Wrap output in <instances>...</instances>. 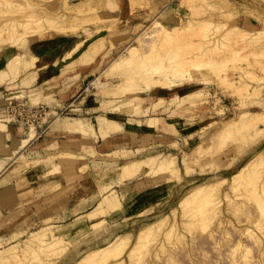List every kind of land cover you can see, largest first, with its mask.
Returning <instances> with one entry per match:
<instances>
[{
  "label": "rangeland",
  "instance_id": "rangeland-1",
  "mask_svg": "<svg viewBox=\"0 0 264 264\" xmlns=\"http://www.w3.org/2000/svg\"><path fill=\"white\" fill-rule=\"evenodd\" d=\"M221 1L0 0V24L3 25L4 30L0 34V49L25 48L28 40L36 36L51 34L65 38L63 49L71 47L63 56L65 61H62L58 77L51 83L35 88L34 85L38 84L30 82L31 74L21 75L22 72L34 66L36 59L29 61L27 65L21 62L16 77L0 80V86L2 85L0 89L6 92L8 97H13L12 106H16L19 102H28L31 106L44 105L45 113L39 123L44 131L39 137H35L36 139L43 140L59 130L55 124L50 126L49 121L55 115L63 119L67 117L87 118L95 125V130L103 139L98 129V121L104 116L115 129L114 131L110 129L112 132L107 135V138L120 132L124 125L145 126L147 118H158L156 120L158 126L153 129L148 128L149 134L130 132L129 137L135 139L128 140L125 147H135L134 149L127 148L134 154L133 152L122 153V148L107 154L120 161L115 173L117 181L114 184L117 186L111 185V189L120 197L121 206L115 207L108 214L96 217L97 224L93 227L89 225L84 228V219H80L71 225L53 228L54 233L63 234L61 238L67 240V244L62 243L63 246L59 245L58 249L54 247L55 252L52 248V250L45 249L44 252L50 250L47 254L46 252L44 254L43 250L40 252L39 249L37 250L40 252L38 260L28 256L25 260L22 258L20 264L23 262V264H71L85 251L103 246L116 235L126 233L132 237L129 245L131 247L135 245L134 254L127 255L126 247L117 257L111 258L105 264H264V158L263 162H257L256 167L251 169L252 171L249 170L248 181L244 180L245 182L236 184V188V185L235 187L231 185L230 180L239 168L264 148V0H223V3ZM162 9L165 14L163 20L166 23L175 25L187 24L189 21L193 24L201 23L202 25H196L195 29L192 28L193 30L186 28L179 32L177 30V34L183 37L188 36L191 40L193 39L194 44L200 48L203 47L200 50L206 54L202 56V59H208L211 55H214L217 62L224 60V57L228 59L225 69L229 70L234 66L230 69L232 71H229L231 76L228 74L227 78L221 82L216 79V73L205 74L204 79L206 80L203 83L186 80L181 82L180 86L170 83L167 85L168 89H151L150 93L144 94L145 88L149 86L155 88V86L147 83V86L143 85L142 88L140 82L143 76L140 77L139 70L143 67L138 70L136 68L139 71V74L135 71L137 73L134 77L136 86L131 88L130 84L131 91L128 86L123 85L129 89L125 87L128 90L125 88L123 90L126 91L121 90V98L116 101L114 99L111 101L106 93L110 90L113 92L114 88L120 92L117 87L109 88L110 85L121 80L120 75L113 74L114 76L110 75L105 78L106 80L104 79L106 82L103 80V84L107 82V86L110 84L109 89L105 87L106 84L103 86L106 90H102L107 91L105 95L96 86H90V82L98 76L99 71L105 68L114 57L124 55V46L134 43V39L139 34L142 40L150 42L148 44L144 41L146 47H142L141 52L139 51V54L144 57L139 61L148 63L151 60L152 62L151 56L154 53L158 54L161 50L163 53L167 50L168 46L165 49L153 46L151 40L155 38V35L151 37L152 31H149L152 29L147 30L152 19ZM33 10L39 11L37 15L28 13ZM26 14L29 17H26ZM27 18L30 19L27 20ZM32 18H36L35 21L53 19L51 22L47 20L48 23H42L38 20L35 22ZM11 19L18 23L13 26L16 27L14 32L11 31L12 26L11 29L4 26V23ZM53 20L54 23L55 20L58 23H55V27ZM25 21L28 23L25 24ZM204 21L212 22V25L205 26ZM33 22L38 25H34ZM41 23L42 26H40ZM27 28L37 32L28 31ZM229 28L239 36L234 35ZM8 30L10 32H7ZM255 31H262V34ZM11 32L14 35L11 34V36ZM173 33L171 32L172 35L169 33L168 36L174 37ZM242 33V36L245 34L244 38L241 36ZM255 33H258V36ZM174 45H170L171 48H169L176 52L179 45ZM21 56L23 57V53ZM138 62L136 67L146 64L142 62L138 64ZM183 65L186 64L183 62ZM220 73L224 76L223 71ZM154 75L152 77H157ZM59 85L60 88H58ZM132 97L134 99L132 103L147 105L148 109L143 113L142 109L138 108L137 113L129 114L132 104L126 103V100ZM158 98H162V101L154 103L153 101ZM4 107H6V101L0 109ZM246 110L248 114L237 117L236 114ZM51 111L57 113L53 114ZM233 119L235 121L232 126L226 127L223 131V137L217 136L210 140V136L219 127ZM8 124L11 128H7L5 133L8 134L7 137L11 140L12 146L17 139L26 135L29 129H33L34 136H36L34 125L29 127L26 126L28 124L21 122ZM259 128L263 130L258 134L255 133L254 130L258 132ZM81 140L84 143L92 142L88 138ZM5 143H8V139L3 132H0V153L2 151L7 155L10 154V147ZM61 150L68 149L52 143L47 148L46 156L37 162H42L47 158L56 160ZM57 151L59 152L55 154ZM156 151L175 156L179 171L173 172L174 174L169 172L155 174L152 171L151 173L145 172L146 169L143 168L129 180H120L119 166L127 157L144 156L156 153ZM25 153L28 159V150ZM183 153L190 156L188 167L185 168L180 163ZM24 158L19 159L18 164L25 167L33 164L30 161L26 163ZM73 158H68V160H73ZM79 161L84 163L85 159H79ZM1 166L3 167L2 164ZM80 170L85 171L87 167L80 168ZM203 181L212 182V188H209L211 191L207 190V193L212 194L210 197L208 195L209 203H205L207 202L206 196L205 199H197V203L193 200L187 205H182L180 202L183 198L187 197L191 189ZM133 184L136 186L133 187ZM59 189L60 187H57L55 190ZM40 196L41 194L35 199L22 203V209L16 214L12 212V217H7L9 220L5 223L3 220L0 221V250H2L0 255L9 254L13 248L14 250L16 248V251L20 250L19 247L25 246L30 232L39 230L43 225L53 221L50 218H44L47 215L52 216V213H58L57 209L60 204L58 198L55 196L46 199L45 195ZM202 200H205V204L201 202ZM199 201L201 205H207V209L203 206L206 209H204L206 212L203 211L205 215L201 214L203 213L201 209L200 212L197 209L194 211ZM29 202H36L32 210L29 209L31 205ZM190 208L194 214L196 212L201 215L189 216L193 212ZM166 215L168 217L166 225L163 222V225L156 228L157 230L136 243L135 237L142 226ZM84 217L88 219L86 214ZM12 244L18 246L15 245V247ZM6 264H19V262L10 260Z\"/></svg>",
  "mask_w": 264,
  "mask_h": 264
},
{
  "label": "bare ground",
  "instance_id": "bare-ground-1",
  "mask_svg": "<svg viewBox=\"0 0 264 264\" xmlns=\"http://www.w3.org/2000/svg\"><path fill=\"white\" fill-rule=\"evenodd\" d=\"M225 1V0H224ZM7 2V1H6ZM223 3V0L221 1ZM221 3V4H222ZM5 5V4H4ZM225 6V5H224ZM223 7V6H222ZM166 8V7H165ZM168 8V7H167ZM168 10V9H167ZM39 11H31V12H28L30 15L31 13L32 14H36L38 13ZM41 12V11H40ZM166 12V11H165ZM42 13H40L41 15ZM47 14V13H45ZM54 14V13H53ZM52 14V15H53ZM50 15V14H48ZM56 15V14H55ZM164 11L163 9L156 15V17H154L152 19V22L150 25H148V29H152L150 30L149 32L151 37L155 35V38H152L151 40V43L153 46H157V47H161L162 49H165L167 46L168 48L170 47V45L172 44H175L176 46H178V48L175 50L176 52H174L173 49H170L168 50L167 48V52H161V48L157 51H159L158 54L154 53L151 57H152V62L151 60H149V64L146 63L145 61L142 62V61H139L141 60L144 56L142 54H139V51L141 49H143L144 47V43L146 42L145 40H142L141 39V35L139 34L134 40V43H129L127 45L124 46V49H123V52L125 53L124 55H118L116 57H114L113 59H111V61L106 65L105 68L101 69V71H99L100 73L98 74V76L92 80L90 82V86H96L97 88H99L100 90H106V88H108V86L110 84H108L107 86V83H104L106 84V86L102 83L103 80L110 75H120L121 77V80L119 82H116L115 84H112L109 86V88H113V87H117L119 88L117 91V89H112L114 90L113 92L110 90L109 92L107 91H103L104 95L106 93V96H110V99L111 101L114 99V101L118 100V98H121V94H122V91H126L128 90L130 87L129 85L131 84V88L135 87V83H134V77L136 76V72L138 70V68H142V70L140 69V77L141 78V82H140V85L142 86V88L144 86H147V83L148 85L151 84L154 87H150L149 88H145L144 89V94H148L150 93V90L151 89H168L167 85H169L170 83L173 84L174 86L176 85H182L181 82L183 81H192V82H198V83H203L206 79L205 78V74H211V73H216V79H219L221 80H224L227 78L228 74L230 75V69L234 66H232L229 70L228 69H225V65L227 64V60L225 57H224V60L222 61H219L217 62V60L214 58V55H211V57H209L208 59H202L203 55L205 56L206 53L203 52V50H200V49H203V47L200 48V46H197L196 44L193 43V39L191 40V38H189L188 36V39L187 37H183V35L181 34H177V30L178 32L180 30H182L183 28H186L187 30H190L192 28L195 29L196 25L199 26L198 24H201V23H198V24H193L191 23V21H189L187 24L186 23H183V24H173V23H166L164 22ZM39 16V14H38ZM36 16V17H38ZM43 16V15H42ZM47 16V15H46ZM45 16V17H46ZM51 16V15H50ZM48 16V17H50ZM54 16V15H53ZM1 17V16H0ZM26 17H29L27 16L26 14ZM51 18V17H50ZM54 18H57V17H54ZM30 18H27V20H29ZM34 19V18H32ZM31 19V20H32ZM36 19V18H35ZM34 19V21H35ZM53 19V18H52ZM51 19V21H52ZM38 22L40 21L39 19H37ZM36 20V21H37ZM51 22L48 18L46 19V21H44L43 19L41 20L42 23L43 22ZM35 21V22H36ZM40 21V22H41ZM60 21V20H58ZM23 22V20H22ZM203 22V21H201ZM17 23V21L15 22L14 20H8L4 23V26H6V28H9L11 29L10 27L12 26L13 29H11V31H15L16 30V27L14 28L13 26H15ZM21 23V22H20ZM28 23L25 21V24ZM42 23L40 26H42ZM53 23H54V20H53ZM52 23V24H53ZM55 23L56 20H55ZM55 23H54V27H55ZM60 23V22H59ZM205 23V24H204ZM203 25H212L211 23L212 22H205L204 21ZM18 24V23H17ZM34 25H38L37 23L35 24L33 22ZM32 24V25H33ZM58 24V23H57ZM62 24V23H61ZM1 25V24H0ZM21 25V24H20ZM18 25V26H20ZM31 25V24H29ZM45 25V24H44ZM51 25V23L49 24ZM202 25V24H201ZM207 25V26H208ZM216 25V24H215ZM224 25V24H223ZM227 25V24H225ZM224 25V26H225ZM22 26V25H21ZM20 26V27H21ZM48 26V25H47ZM46 26V27H47ZM53 26V25H52ZM220 26V25H219ZM223 26V27H224ZM19 27V28H20ZM23 27H25L23 25ZM28 27V25H27ZM34 27V26H33ZM33 27H30V28H33ZM53 27V28H54ZM201 27V26H200ZM3 25L0 26V34H2V32L4 31L3 29ZM5 28V27H4ZM18 28V29H19ZM26 28V27H25ZM24 28V29H25ZM35 28V27H34ZM204 28V27H203ZM233 28V27H231ZM239 28V27H238ZM237 29L238 32L239 29ZM15 29V30H14ZM230 29V28H229ZM3 30V31H2ZM28 30V28L26 29ZM31 30V29H29ZM28 30V31H29ZM33 30V29H32ZM31 30V31H32ZM193 30V29H192ZM191 30V31H192ZM231 30V29H230ZM233 30V29H232ZM231 30V32H232ZM234 30H235V27H234ZM198 31V30H197ZM236 31V30H235ZM243 31V30H242ZM7 32H10V30H8ZM11 32L10 35L13 33ZM34 33H36L37 31H34ZM147 32V31H146ZM168 32V34L171 32H175L173 33V36L174 37H170V35L168 36V34L166 33ZM186 33V31H184ZM184 32L182 34H184ZM194 33V31H192ZM191 32V34H192ZM234 32V31H233ZM232 32V33H233ZM244 32V31H243ZM248 32V31H247ZM255 32H258V31H255ZM17 33V32H15ZM145 33V32H144ZM231 33V34H232ZM259 34H262V31H259L258 32ZM258 33L256 34L258 36ZM26 34V33H25ZM24 34V35H25ZM31 34H33L31 32ZM146 34V33H145ZM148 34V32H147ZM175 34V35H174ZM190 35V33H187ZM229 34V33H228ZM227 34V35H228ZM239 34V33H238ZM247 34V33H246ZM14 35V34H12ZM11 35V36H12ZM149 35V34H148ZM185 35V34H184ZM234 35L235 32H234ZM243 35V33L241 34V36ZM252 35V34H251ZM255 35V36H256ZM3 36V35H2ZM147 36V35H146ZM191 36V35H190ZM236 36H239V35H236ZM235 36V37H236ZM245 36V34H244ZM244 36H242L244 38ZM248 36V34H247ZM4 37V36H3ZM10 37V36H9ZM234 37V36H233ZM15 38V37H14ZM239 38V37H237ZM11 39V38H10ZM149 39V38H148ZM187 39V40H186ZM211 39V38H210ZM213 39V38H212ZM233 39V38H232ZM1 40V39H0ZM236 40V39H235ZM247 40V39H246ZM251 40V39H250ZM18 41V40H17ZM82 41V40H81ZM145 41V42H144ZM150 41V39H149ZM248 41V40H247ZM15 42V41H14ZM79 42V41H78ZM146 43H150V42H146ZM184 43V44H183ZM159 44V45H158ZM174 45V46H175ZM143 47V48H142ZM156 50V49H155ZM173 50V52L171 51ZM205 50V49H204ZM141 52V51H140ZM161 52V53H160ZM207 52V50H206ZM236 53V51H234ZM233 52V53H234ZM179 53V55L177 56V54ZM144 54V53H143ZM147 56V55H146ZM253 56V55H252ZM34 61V60H33ZM139 61V62H138ZM21 62L25 63L27 65V63L29 61H26L23 59V57L21 56L20 53H16L14 55H12L11 57H9L6 62H5V65H4V68H2L0 70V80L3 78H14L16 77V75H18V70H19V65L21 64ZM139 63H146L144 66H140V67H136L135 65ZM183 62L186 64V65H183ZM143 64H140V65H143ZM30 65V64H29ZM230 67V66H229ZM227 67V68H229ZM137 68V70H136ZM237 69V68H236ZM239 70H241L242 68H238ZM139 71L138 74H139ZM224 73V76L223 74H221L220 72ZM230 71V72H229ZM135 74V75H134ZM155 74V75H154ZM233 74V73H232ZM113 75V76H114ZM157 76V77H152V76ZM231 76V75H230ZM117 78V77H116ZM137 78V77H136ZM139 78V76H138ZM146 78V79H144ZM12 80V79H11ZM73 80V79H72ZM106 80V79H105ZM104 80V82H106ZM137 80V79H136ZM140 80V79H139ZM145 80L147 82H145ZM4 81V80H3ZM64 82V81H63ZM144 82V83H142ZM225 82V81H224ZM232 82V81H231ZM5 83V81H4ZM64 83H69V82H64ZM134 84V86L132 85ZM137 84V83H136ZM231 84V83H230ZM123 85H126L128 87V89H126ZM144 85V86H143ZM105 86V87H103ZM122 89H120V87H122ZM138 87H141L139 85H137ZM108 88V89H109ZM126 89V90H123V89ZM131 88L129 90H131ZM135 89V88H134ZM122 90V91H121ZM137 90V89H136ZM132 91V90H131ZM113 93V94H112ZM120 93V94H119ZM102 94V93H101ZM112 95V96H111ZM119 95V96H117ZM16 96V95H15ZM247 97V96H246ZM8 98H13V97H8ZM32 99V98H31ZM30 99V100H31ZM36 99V98H35ZM34 99V100H35ZM29 100V99H28ZM128 100V101H127ZM126 100V103L128 104H132L131 105V111L129 112L130 113H133L135 114L134 112H138V108L142 109L141 112H145L147 109H148V106L147 105H140V103H132V101H134L133 97L129 100L127 99ZM106 101V100H105ZM109 102V101H108ZM154 103L156 102H160V100H157V101H153ZM27 104H30L28 102H25ZM111 103V102H110ZM114 103V102H113ZM124 104V103H123ZM31 105V104H30ZM122 105V103L120 104ZM151 106V105H150ZM117 107V105H116ZM114 108V106H113ZM129 108V107H127ZM5 108H2L0 109V132H3L5 133V131H7V128H9V125H8V122L10 121V117L4 115L3 113L5 112L4 111ZM122 111V110H121ZM249 111V110H248ZM52 112V111H51ZM53 114L57 113V112H52ZM132 114V115H133ZM245 114H248L247 110L246 111H242V112H239L237 115L238 116H242L245 115ZM236 118V116H235ZM158 118L157 117H150V118H147L146 119V126L149 127V128H155L156 126H158V123H156ZM235 121V119L231 120V121H228L227 123L223 124L221 127L218 128V130L212 134L210 136V140L214 139L215 137L219 136V137H223V131L226 129V127H230L232 126L233 122ZM5 122V123H4ZM50 122V126L52 124H55L56 128L58 129H62V130H66L68 132H72V133H78V134H81L83 136H91L94 138V141L95 139L97 138V131L95 130V125L87 118H78V117H67L66 119H63L59 116H54ZM4 123V124H2ZM49 124V123H48ZM98 129L100 130V133L102 134V136L104 137V139L107 138V135L112 132V130L114 131L115 129L113 128V126L108 123L106 117L104 116L103 118H100V120L98 121ZM26 126H31V125H26ZM112 129V130H110ZM258 129V127H257ZM261 128H259L260 130ZM256 130V129H255ZM254 132L255 133H259L261 132L263 129H261L260 131L257 130ZM6 136H8V134H6ZM34 131L33 129H29L28 133L26 135H24L22 138H19L17 139V142H15V144L12 146V149H13V153H14V156H11L9 158L11 159H14L16 160L17 159V156L19 155L18 153L20 152L21 149L25 148L29 142L34 138ZM218 139V138H217ZM81 149L83 150H87L89 152V150H91L92 148H90L89 146H82ZM138 149H136L137 151ZM59 151H57L55 154H57ZM122 153H129V152H133L127 148H122L121 150ZM139 152V151H138ZM185 152V151H183ZM83 153V152H82ZM93 153V152H92ZM134 154V152L132 153ZM50 155V154H49ZM54 155V154H53ZM59 156H68L70 155L69 157H74V158H77L78 156H85V154H77V153H72V152H67L66 150H61V152L58 154ZM46 156V155H45ZM85 158V157H84ZM264 158V148L262 151L258 152L257 154L254 155V157L249 160L246 164H244L241 168H239V170L231 177V185L233 184L234 187L236 184H240L241 182H245V181H248L249 179V176H250V171L253 167H256V164H258L257 162L259 161H262ZM125 159V158H124ZM188 159L190 160V156L189 154L187 153H183L182 154V157H181V160L182 162V165L183 167H188ZM19 160V159H18ZM50 161V160H49ZM43 162V161H42ZM263 162V161H262ZM50 163V162H49ZM53 164V163H52ZM176 157L173 156V155H165L163 152H157L156 153H152V154H147V155H144V156H130V157H127L125 159V161L120 164L119 166V172H120V180H129V178H132L136 173H138L140 170H142L143 168H145V172H154L155 174H159V173H165V172H169V173H176L179 171V167L176 165ZM86 165V164H85ZM85 168V167H84ZM3 169V167L1 166L0 167V171ZM188 169V168H186ZM176 171V172H175ZM252 171V170H251ZM174 172V173H173ZM151 173V172H150ZM152 173V174H154ZM253 173V172H252ZM145 174V173H144ZM147 174V173H146ZM255 174V173H254ZM175 177V176H174ZM254 177V176H253ZM122 178V179H121ZM169 178V177H168ZM248 179V180H247ZM222 180V179H221ZM245 180V181H244ZM250 180H251V177H250ZM255 180V179H254ZM119 181V180H118ZM122 183V181H119ZM124 182V181H123ZM215 182V181H214ZM120 183V184H121ZM248 183H246L247 185ZM111 185L112 184H109V185H104L103 187H99V190H98V194H99V199L97 200V202L95 203V205H93V207L87 211L85 214L87 216V218L89 219V224H86L85 223V227L84 228H87L90 226L93 227V225H96L97 224V221L95 220L96 217L102 215V214H108L109 211H111L112 209H114L115 207H120L121 206V203H120V197H118V195L116 194L115 191H113L111 188ZM232 185V186H233ZM212 182H209V181H203L201 182L200 184H198L197 186H195L194 188L191 189L190 193L188 194V196L185 198H183V201H181L180 203L182 205H187V203L189 202H193V200H195L196 202L194 203H197V199H205L206 196H207V202L205 203H209L208 202V195L209 197L212 195H210V193L208 192L207 193V190L209 188H212ZM214 187V186H213ZM233 187V188H234ZM236 188H237V185H236ZM209 191H211L209 189ZM212 198V197H211ZM204 200V201H205ZM214 200V199H213ZM204 201L202 200L201 202L204 203ZM200 201L198 202V204H196V206L198 205L197 208H195L194 211H197L198 212H203L204 209L207 207V205H201ZM210 202L212 203V201L210 200ZM258 202V201H257ZM191 206V203L189 204ZM193 205V204H192ZM195 206V205H194ZM195 206V207H196ZM205 206V208L203 207ZM184 208V207H183ZM193 208V207H192ZM192 208H190L192 210ZM201 209V210H200ZM207 209V208H206ZM205 209V210H206ZM182 210V209H181ZM185 210V209H184ZM188 210V208L186 209ZM200 210V211H199ZM174 212V209L172 210ZM183 211V210H182ZM193 211V210H192ZM194 211L193 212H189L190 214L192 215H189V216H193V215H197V214H200V213H197L195 212L194 214ZM172 212V213H173ZM206 212V211H204ZM201 213L202 215L204 214ZM262 212V211H261ZM185 213V212H183ZM182 213V214H183ZM187 214V213H186ZM200 214V215H201ZM80 215V214H79ZM83 215V214H82ZM175 215V214H174ZM205 215V214H204ZM172 216V215H171ZM184 217V216H182ZM195 218V217H194ZM174 219V218H173ZM200 219V218H199ZM103 221V218L101 219ZM100 221V220H99ZM98 221V223H99ZM100 221V222H102ZM194 222V220H191ZM163 222L164 224L166 225L167 222H168V217L167 215L165 217H162L161 219L159 220H156L154 222H151V223H148V224H145L144 226H142L140 228V230L138 231L136 237H135V240H136V243L137 241L139 240H142V238H146L147 236L150 235L151 232H153L154 230H157L158 227L161 226V224L163 225ZM185 222V221H184ZM187 222V221H186ZM192 222V223H193ZM197 222V221H196ZM185 224V223H184ZM187 224V223H186ZM191 224V222H190ZM56 225V224H55ZM54 224H45L43 225L39 230H36V231H32L30 232V235L29 237H27L28 239L26 240V243L23 245L24 247L20 248V250L16 251V248L14 250V248L12 249L13 251L10 252L9 254H2L0 255V264H6L8 263V261L12 260L14 262H19L20 264V261L22 258H24L23 260H25L28 256H31V257H34L33 259L37 258L38 257V253L40 254V252H44V250H52L53 252H55V248L54 247H57L56 249H58V246L61 245H66L67 244V240H64L61 238V236L63 234H56L53 232V228L57 227L55 226ZM164 227V226H163ZM157 228V229H156ZM173 228V226H172ZM55 230V229H54ZM169 231V230H168ZM166 232V231H165ZM171 232V231H170ZM69 233V232H68ZM167 233V232H166ZM156 234V233H155ZM152 235V234H151ZM158 235V234H157ZM167 235V234H166ZM14 238V237H13ZM16 238V237H15ZM131 235L126 233V234H118L116 235L113 239H111L110 241H108L105 245L103 246H99V247H95V248H91L89 249L88 251H85L78 259H76L75 261H73V263L71 264H105L107 263L108 261H110L111 258H114V257H117L121 251L123 249H125L127 247V252L128 254L127 255H131L132 253L134 254V251H135V245H133L132 247L129 245V243L131 242ZM149 240V239H148ZM153 241V240H152ZM66 242V243H65ZM144 242V241H143ZM146 242H148L146 240ZM5 243V242H3ZM62 243H64L62 245ZM145 243V242H144ZM18 244V243H17ZM14 245V244H12ZM16 245V244H15ZM14 245V246H15ZM138 245V244H137ZM149 245V244H148ZM18 246V245H16ZM15 246V247H16ZM140 247V246H139ZM2 248V247H1ZM9 248V247H8ZM52 248V249H51ZM137 248V247H136ZM144 248V247H143ZM6 249V248H4ZM10 249V248H9ZM40 249V252H37V250L39 251ZM60 249V247H59ZM7 250V249H6ZM50 250L48 252H50ZM10 251V250H9ZM59 251V250H57ZM56 251V252H57ZM139 251V250H138ZM0 252H2V250H0ZM4 252V251H3ZM8 252V251H6ZM46 254L48 253L47 251H45ZM44 252V254H45ZM5 253V252H4ZM52 255V253H51ZM138 255V254H137ZM30 257V258H31ZM132 257V256H131ZM41 258V257H40ZM32 260V259H31ZM38 260V258H37ZM29 261V260H28ZM34 261V260H33ZM23 262V261H22ZM24 263V262H23ZM21 263V264H23ZM70 264V263H69Z\"/></svg>",
  "mask_w": 264,
  "mask_h": 264
},
{
  "label": "crops",
  "instance_id": "crops-1",
  "mask_svg": "<svg viewBox=\"0 0 264 264\" xmlns=\"http://www.w3.org/2000/svg\"><path fill=\"white\" fill-rule=\"evenodd\" d=\"M64 44L65 38L51 34L36 36L28 40L25 48H1L0 68L4 67L8 56L11 57L16 53L21 55L23 53V59L26 61L36 59L34 66L22 72L21 75L31 74L32 78L28 77L31 80L28 78L26 80L38 84L34 86L40 88L41 85L51 83L58 77L62 61H65L63 56L71 48L63 49ZM6 96L7 93L0 89V106L5 104ZM157 100L162 101V98L155 101ZM9 128H11L10 125ZM148 128L146 125H124L120 132L114 133L106 139L98 135L95 141L91 136H83L62 129L53 132V137L49 135L43 138L44 141L36 139L35 136L25 148L20 150L17 156V159L24 157L26 159L25 152L28 150V159L25 161L26 163L27 161L33 163L29 167L18 164L19 160L9 158L14 156L12 142L4 133L8 139V143L5 144L10 147V154L6 155L2 151L0 153V164L3 165V169L0 171V221L3 220L5 223L9 220L7 217H12V212L16 214L22 209V203L29 199H35L41 194L40 197L45 195L46 199L56 196L60 203L57 214L52 213V216L47 215L44 218L52 219L53 221L50 223L56 224L57 227H65L84 219V223L89 224L84 215L99 199V187L108 183L112 184L113 187L117 186L114 184L117 181L115 173L120 161L107 154L116 149L130 148L125 147L128 140L135 139L129 137L130 132L149 134ZM83 138L91 139L92 142L84 143L81 140ZM52 143L68 149L67 152L85 154V156H78L73 160H68L71 157L58 156L56 160L47 158L43 162H37L45 156L48 146ZM82 146H89L92 149L88 152L81 149ZM134 148L131 147L130 149ZM79 159H85V162H80ZM84 167H87V170L81 171L80 168ZM53 170L54 172H51ZM135 186L133 184V187ZM57 187L60 189L56 191ZM29 203H31L29 209L32 210V206L36 202Z\"/></svg>",
  "mask_w": 264,
  "mask_h": 264
},
{
  "label": "built area",
  "instance_id": "built-area-1",
  "mask_svg": "<svg viewBox=\"0 0 264 264\" xmlns=\"http://www.w3.org/2000/svg\"><path fill=\"white\" fill-rule=\"evenodd\" d=\"M12 99L13 98H8V96L5 97L6 107H4L5 112L3 114L10 117L8 123L21 122L28 125H34L36 128V137H39L44 131L39 125L45 113L44 105L39 104L37 106H31L30 104L19 102L16 106H12Z\"/></svg>",
  "mask_w": 264,
  "mask_h": 264
}]
</instances>
